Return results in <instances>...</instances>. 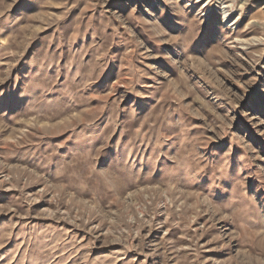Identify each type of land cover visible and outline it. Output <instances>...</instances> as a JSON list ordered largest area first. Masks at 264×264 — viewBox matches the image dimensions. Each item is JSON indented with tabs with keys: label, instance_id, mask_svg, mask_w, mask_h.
I'll use <instances>...</instances> for the list:
<instances>
[{
	"label": "rangeland",
	"instance_id": "1",
	"mask_svg": "<svg viewBox=\"0 0 264 264\" xmlns=\"http://www.w3.org/2000/svg\"><path fill=\"white\" fill-rule=\"evenodd\" d=\"M0 264H264V0H0Z\"/></svg>",
	"mask_w": 264,
	"mask_h": 264
}]
</instances>
